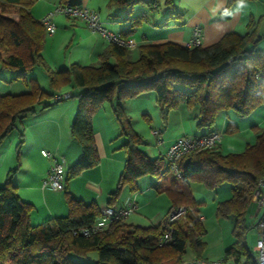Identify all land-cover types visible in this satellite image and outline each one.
Returning <instances> with one entry per match:
<instances>
[{"label": "trees", "instance_id": "16d2710c", "mask_svg": "<svg viewBox=\"0 0 264 264\" xmlns=\"http://www.w3.org/2000/svg\"><path fill=\"white\" fill-rule=\"evenodd\" d=\"M36 1L0 0V60L4 65L18 69L20 76L38 64H45L54 98L58 90L71 82L83 87V91L70 97H78L70 132L82 152L66 170L63 189L69 206L66 215L34 225L31 222L34 204L21 198L12 175L9 174L0 186V264H163L181 260L189 243L198 248L203 246L199 238L204 233L202 216L192 196L190 181L204 177L210 186L224 181L232 183V196L220 202L219 210L234 213L237 217L235 232L240 235L242 230L237 229L241 220L247 226L248 201L259 188V179L264 177V128L257 125L254 126L255 142L248 143L243 152L225 154L220 144L185 153L178 161L181 174L178 176L165 157H151L140 147L144 143L141 135L133 129L121 105L114 106L121 120L122 134L127 137L122 145L126 159L119 184L109 194L107 205L118 203L126 184L134 190L137 179L155 174L159 176L156 189L167 192L173 200L172 211L158 226L142 227L121 219L109 229L91 236L74 234V230L93 224L102 209L95 202L87 203L73 196L67 182L100 163L93 116L103 102L113 103L118 92L135 96L153 90L164 123H167L170 112L182 104L197 108L196 126L209 128L208 132L216 129L217 117L222 112L233 110L246 116L264 105V50L259 47L264 37L259 35L257 22L250 19L245 33H226L208 46L189 47L174 41L144 43L138 47L137 59H133L130 48L110 42L98 64L82 66L72 63L67 68L53 69L42 54L46 27L31 12ZM234 1H229L228 8ZM109 2L125 6L137 2L153 5L160 1ZM72 3V0L59 2ZM166 6L174 7V1L166 0ZM179 15V11H174V17ZM143 20L144 15L133 17L129 29L121 34L127 38ZM112 56L114 62L110 60ZM30 80L31 90L26 94H0V141L27 112L35 111L34 99L39 98L41 103L50 95L36 83V78ZM237 129L238 125L229 121L224 132ZM22 142L21 138L19 148ZM181 208L183 212L169 222L174 231L172 242L162 243L160 237L171 213ZM237 243L226 250V255L241 257L246 250ZM92 250L97 251L96 261L87 258ZM72 254L83 259H74ZM253 256L249 253L250 259Z\"/></svg>", "mask_w": 264, "mask_h": 264}, {"label": "crops", "instance_id": "0c3cea01", "mask_svg": "<svg viewBox=\"0 0 264 264\" xmlns=\"http://www.w3.org/2000/svg\"><path fill=\"white\" fill-rule=\"evenodd\" d=\"M109 1L72 0L73 3H80L98 9L104 25L116 33H122L123 30L129 29L133 22V17L144 15L142 23L128 34V37L136 42V47L131 49L133 59L139 57L138 47L144 43L174 41L187 45L193 38L196 27L201 29L197 44L203 46H208L219 41L229 32L245 33L248 29L250 19H253L255 22L259 20L260 31L264 37V0H235L229 8L228 4L230 0H173L174 7L166 6V0H159V3L153 5L137 2L125 6L113 5ZM143 1L148 2L151 0ZM59 2L60 0H37L31 7V12L35 18L42 20ZM174 11L180 12V15L177 16L178 18L174 17ZM260 15L262 17L258 19ZM61 23L60 25L56 23L57 30L54 34L48 33L51 36L50 46L54 49L69 46V50L62 54L63 57L61 59L59 55L57 56V52H52L54 49L50 53L46 52L44 45L42 54L47 64L53 69L67 68L72 63H77L82 66L98 64L102 53L108 50L110 42L100 33L92 31L87 24L79 19L67 16L66 19H62ZM259 47L264 50V38L260 41ZM57 51L59 52V48ZM110 60L114 62L115 57L112 56ZM81 91H83V87L71 82L67 86H64V88L62 87L58 90L57 93L72 92V94H75ZM64 105L65 109L63 114L59 115L56 119V124L61 130L57 129L53 134V138L61 146L65 145L64 141L66 142L68 147L67 151H65L66 161L70 163L68 165L70 166L79 158L82 152L76 145L78 144L80 146V144L76 140L75 142L77 143H74L70 132L72 117L78 105L74 100L68 101ZM96 115L95 113L93 116V126L100 163L82 172V176H85L87 179L84 187L85 192L81 194L80 199L87 203L95 202L100 209H103L108 204L109 194L119 184L126 156L125 158L120 157L115 152L116 146L114 139L117 137V129L108 125L102 131L96 126ZM197 115V108H188L184 104L180 105L177 109L170 112L167 121L169 126L168 128L164 127V140L162 139L161 142L157 141L156 144L159 145L157 149L153 151L148 147L146 148V146H143L142 149L151 157H164V153L178 137L186 134L201 135L207 133L209 128L196 127L198 121ZM220 118L224 119L222 127L217 125ZM62 120L67 124V129L70 133L66 137L65 130L60 126ZM229 121L236 124V118L232 115V111L220 113L216 121V130L222 131L224 135V127ZM248 128L246 125L244 130L251 131ZM254 138L256 139V136ZM254 142L255 140L249 143ZM25 146L27 145H23L24 153L26 154V158L29 159V162H31V156L33 157L34 152L38 151V147L28 146L27 149H24ZM43 149L40 148L41 155L43 158L49 159L45 160L44 163L39 162L37 167L33 165L27 169L25 176L20 178L17 184L21 198L34 204V209L31 213L32 223H37V221L44 222L51 217L63 216L69 211L68 202L63 195V190H54L52 192L55 194H48L42 186V181L47 178L53 164V160L50 157L42 154ZM220 149L222 150L221 145ZM161 151L165 152L162 153ZM0 166V168H3L4 164L2 165L1 162ZM6 173L7 170H4L0 175V186L3 184ZM209 175L211 176V172ZM157 179L159 180V176H157ZM71 184L72 181L67 182L68 190L73 196L78 197L77 192H75ZM136 184L137 186L143 185V181H139V185L136 181ZM139 197L140 195L134 199L129 198L128 201H135L139 208V204L135 200ZM125 202L127 200L118 199V204L123 205ZM249 202H253L255 206L254 212L252 213L253 219L257 218L258 220V204L254 198L249 199ZM145 205L143 204L142 206L144 207ZM65 212L66 214H64Z\"/></svg>", "mask_w": 264, "mask_h": 264}, {"label": "rangeland", "instance_id": "374dc122", "mask_svg": "<svg viewBox=\"0 0 264 264\" xmlns=\"http://www.w3.org/2000/svg\"><path fill=\"white\" fill-rule=\"evenodd\" d=\"M66 17L67 16L64 14H57L55 21L60 25L62 24V19H66ZM261 17L262 16L260 15L258 19ZM256 28L259 31V35H262L259 20ZM50 40L51 36L46 32L44 45L46 47V52L48 53L54 49L50 46ZM58 48L59 52L57 51ZM58 48L54 49L52 52H57V56L59 55L62 59V54L69 50V46ZM32 77L36 78V83L41 88L45 89L50 95L45 96L41 103H39V98L38 100L34 99L32 104L34 105L35 111L27 112L22 120H18L16 127L0 141V165L1 162L2 165L4 164L3 168H0V175L4 170H7L3 184L6 182L10 174L12 175L13 184L17 186L18 180L25 176L27 169L33 165H36L37 167L39 162L44 163L45 160H48L49 158H43L40 148H44V150L50 152L52 156L48 157L53 161L54 158L60 159L62 156L66 158L65 151H67L68 148L66 142L64 141L65 145L61 146L55 141L53 134L57 129L61 130L56 124V119L59 115L63 114L65 109L64 103L74 100L78 105V97L75 95L74 97L65 100H55L51 91L53 86L51 85L47 66L45 64H38L29 70L24 76H20L18 74V69L6 66L0 60V94L20 95L30 92V79ZM118 103L121 105L124 113L129 117L133 129L141 135L144 143L141 144L140 147L142 148L143 146H146V148L148 147L150 150L155 151L159 145L156 144L158 138L153 133V128L156 127L157 129L162 130L160 138L164 140V127L168 128L169 126L168 122L164 123L163 118L161 117L159 107L156 104L155 92L149 90L135 96L120 94L118 92L116 93L113 103L111 101H105L95 112L97 114L95 119L98 128L103 131L105 130V126L111 125L117 129V137L114 139L116 146L115 152L118 153L120 157L125 158V148H123L122 145L126 142L127 137L122 134L121 120L118 118L117 113L114 110V106L117 107ZM231 111L232 115L236 118L238 129L234 132H224L221 146L222 152L225 154L243 152L247 144L255 140L254 137L256 136V133L254 126L260 124L259 127L264 128V105L258 106L246 116L238 115L233 110H230L229 112ZM74 116L72 117V120ZM223 121L224 119L220 118L217 125L222 127ZM246 125L251 131L244 130ZM60 126L65 130V137L68 136L70 133L68 132L67 124L62 120ZM225 128L226 126L224 127V131ZM21 138L23 139V142L19 148ZM73 141L74 143H77L74 138ZM23 145H27L24 149H27L28 146L38 147V151L34 152L33 157L31 156V162L26 158ZM76 145L81 149L78 144ZM161 152L164 153L165 151ZM69 164V162H66L67 170L69 169ZM86 179L87 178L82 176L81 173L70 178L68 181H72L71 185L78 194V197L75 196L76 198H80L81 194L85 192L84 187ZM139 181H143V185H139ZM137 182L139 186L134 190L131 188L130 184H126L122 188L119 196V200L123 199L128 201L129 198L134 199L140 195L138 199H135L139 204V208L127 217V222L142 227L158 226L164 221L168 213L172 211L173 200L167 192H159L156 189L155 184L158 182L157 175H146L137 179ZM232 186L233 185L230 181L221 182L216 186H210L204 180L200 179L190 181V189L196 202V207L199 210V214L203 216L202 226L204 233L199 235L203 246L198 248L189 243L186 252L181 255L182 259L193 257L218 259L226 256V250L237 242V244L242 245L246 250L242 253V258H248L249 253L256 255L254 248L258 239V229L255 225L257 218L253 219L252 217V213L255 209L253 202H249L247 205V226L245 227V221L241 220L240 225L242 227L240 226L237 229L238 231L242 230L240 235H237L235 232L237 217L234 213H230L225 209L222 211L219 210L220 202L225 201L232 196ZM52 191L54 190L50 187L45 188V192L48 194H55ZM63 195L65 196V192H63ZM252 198L254 197L252 196ZM245 201H248V198H245ZM143 204L146 205L143 207ZM64 214H66V212ZM42 222L43 221H37V223L33 222L32 224L38 225ZM72 257L79 260L83 259V257L74 254H72ZM87 258L91 261H96L97 251L92 250L89 252Z\"/></svg>", "mask_w": 264, "mask_h": 264}, {"label": "built area", "instance_id": "2783aa9c", "mask_svg": "<svg viewBox=\"0 0 264 264\" xmlns=\"http://www.w3.org/2000/svg\"><path fill=\"white\" fill-rule=\"evenodd\" d=\"M57 14H64L68 17L83 21L88 25V27H90L92 31L100 33L108 42L115 43L130 49L136 47V42L133 39L129 37L125 38L121 33H116L108 29L104 25L98 9L80 3L58 4L55 9L49 11L41 20L46 27L47 33L49 34H54L57 30V24L55 21ZM200 32L201 29L196 27L193 38L189 41L187 46L192 47L197 45ZM71 96L72 92H58L55 98L57 100H64L70 98ZM153 133L157 136L158 142H161L162 138H160V136L162 130L153 128ZM222 138L223 132L216 129L201 135H182L171 144L164 157L167 160L169 167L174 170L178 176H181L178 169V161L185 153L198 148L217 147L221 144ZM42 154L45 156H52L50 152L44 149L42 150ZM66 162L67 161L64 156H62L60 159L54 158L49 174L43 181V188L50 187L55 191L64 189L66 179ZM258 186L259 188L253 194V197L258 204L259 215L256 222V227L258 229V239L254 248L256 255L253 256V259H250L249 257L244 259L242 257H236L235 255H226L218 259L193 257L165 262L163 264H264V177L259 179ZM137 208L138 205L133 200H129L123 205L118 203L114 205H107L102 209L101 214L96 218L93 224L88 227H82L78 230H74V234L91 236L94 233L103 232L109 229L114 224V222L121 219H126L129 215L135 212ZM182 212L183 209L181 208L176 209L171 213L166 225V230L160 237V241L162 243L172 242L174 231L169 225V222Z\"/></svg>", "mask_w": 264, "mask_h": 264}]
</instances>
